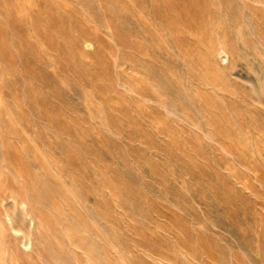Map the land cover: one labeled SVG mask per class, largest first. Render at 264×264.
I'll use <instances>...</instances> for the list:
<instances>
[{
	"label": "rangeland",
	"instance_id": "obj_1",
	"mask_svg": "<svg viewBox=\"0 0 264 264\" xmlns=\"http://www.w3.org/2000/svg\"><path fill=\"white\" fill-rule=\"evenodd\" d=\"M11 196L6 264H264V0H0Z\"/></svg>",
	"mask_w": 264,
	"mask_h": 264
},
{
	"label": "bare ground",
	"instance_id": "obj_2",
	"mask_svg": "<svg viewBox=\"0 0 264 264\" xmlns=\"http://www.w3.org/2000/svg\"><path fill=\"white\" fill-rule=\"evenodd\" d=\"M9 200L12 201V203H18L22 210V219L20 223L17 222L14 215L11 214L7 209H4L2 212H0V214L4 219L7 220L9 230L15 235L19 236L23 247L26 248V251H29L33 243V228L35 225L36 216L31 211L26 201L18 200L14 196L9 197ZM0 264L6 263L4 260H0Z\"/></svg>",
	"mask_w": 264,
	"mask_h": 264
}]
</instances>
